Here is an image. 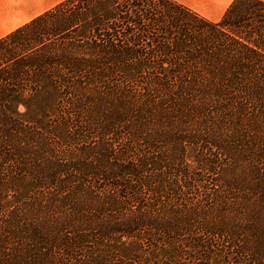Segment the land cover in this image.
Returning <instances> with one entry per match:
<instances>
[{"label":"trees","instance_id":"16d2710c","mask_svg":"<svg viewBox=\"0 0 264 264\" xmlns=\"http://www.w3.org/2000/svg\"><path fill=\"white\" fill-rule=\"evenodd\" d=\"M109 93L133 115L92 102ZM194 108L206 127L246 115L264 135V0L218 20L176 0H62L0 37V254L32 223L33 261L264 264V140L254 193L221 190L193 150L258 147L163 129Z\"/></svg>","mask_w":264,"mask_h":264},{"label":"rangeland","instance_id":"374dc122","mask_svg":"<svg viewBox=\"0 0 264 264\" xmlns=\"http://www.w3.org/2000/svg\"><path fill=\"white\" fill-rule=\"evenodd\" d=\"M232 0L224 1L222 5L219 6V8H214L217 1L215 0H190L192 2V7L205 16H207L210 19H218L224 9L228 6V4ZM57 2V1H55ZM218 10L216 14H212L211 11ZM103 91V90H102ZM107 96V99H103L104 95H98L92 99V102L94 103H102L104 101H107V104L111 107L112 111H128V115L131 117L133 114L130 113V111L133 108V104H131V99H122L117 96L116 93H109ZM97 99V101H96ZM118 99L122 102V104H119ZM125 102V104H124ZM93 105V104H92ZM124 105V106H123ZM22 109V108H21ZM94 116L95 117H103L100 115L103 110L101 109H95L94 108ZM105 114V113H104ZM102 114V115H104ZM204 112L202 110L194 108V112H191L189 109H187V115L186 118H181L180 122L177 125H169L164 124L163 129L165 130H172L175 132V130H187V129H195L196 128V134H198V138L201 139L204 137H207L209 139H212L210 137H218L222 139L223 141L227 142L230 141L233 137L234 131L239 130V134L245 135L249 137L251 144L256 146L258 143L264 140V135L259 134L257 131H253V129L257 128L256 122H253L254 117H252V120L250 118H247L246 115L240 116V123L241 126L236 128V130L233 131L232 127H217L213 129L212 126H204L205 118H204ZM107 120V119H106ZM233 121V120H232ZM235 121H239L236 119ZM183 122H186V126L183 125ZM253 123V126H249ZM161 128V127H159ZM171 132V131H170ZM171 132V133H173ZM170 138H173V135H168ZM257 137L258 141L254 140L252 137ZM148 139L155 138V135L149 134L147 132ZM213 140V139H212ZM235 141V139H234ZM128 142V141H127ZM121 144L124 143V140H121ZM133 143V139H132ZM226 145H228L226 143ZM249 142H244L242 145L240 143V146L238 148L230 147L233 152H231V156L229 155H221V152L215 148H212L208 144H201L200 147H197L196 150H193V154H205L206 157L209 153L210 157L217 162L216 170H214L212 174H209L210 177L213 180H216L217 183L220 184V189L224 190L226 188H234L236 190H239L238 195L240 197H245L247 193H254V187L255 182L252 180L253 176L255 175V169L258 171V166L252 162V160L249 158L248 155L252 154H259V147L258 148H251L249 150ZM252 147V146H251ZM229 149V147H228ZM206 150V152H205ZM254 158V157H253ZM187 163L193 165L194 162L191 160L187 161ZM90 167L86 168V171L90 170ZM261 167V166H260ZM261 169V168H260ZM216 172V174H215ZM257 177V174L255 175ZM257 199H255L253 202H255ZM34 201H32L33 203ZM241 203L246 204L245 202L241 201ZM31 204V203H30ZM252 204V203H251ZM221 203H218L216 200L214 203L208 207L210 209L208 211L209 218H213L215 214L218 212L219 207ZM235 207V205L233 206ZM233 207L227 208V210L232 209ZM237 209V207L235 208ZM38 206L33 210L31 219H34L36 216V212H38ZM40 230V228L34 226L32 223L24 224L18 231L17 235L11 239L10 241V250L8 252H3L0 254V264H51V258H49V254H42L40 253V259L39 261H33L28 260V250L27 245L31 244V242H24V239L32 240L33 241V235L37 233V231ZM32 233L33 235H31ZM23 238V240L20 239ZM36 239V237H35ZM23 241V242H22ZM37 241V239H36ZM24 244L26 245V248H24Z\"/></svg>","mask_w":264,"mask_h":264},{"label":"crops","instance_id":"0c3cea01","mask_svg":"<svg viewBox=\"0 0 264 264\" xmlns=\"http://www.w3.org/2000/svg\"><path fill=\"white\" fill-rule=\"evenodd\" d=\"M55 1L59 2L62 0H0V37L6 35L13 29L19 27L20 25L24 24L33 17L42 13L46 9L50 8L51 6L57 3ZM176 1H179L194 9L192 7L193 3L190 2V0H176ZM215 1H217V3L215 4L214 8H219V6L222 5L224 1L227 0H215ZM194 10L200 13L201 15L205 16L198 10L196 9ZM217 12L218 10L216 9L211 11L212 14H216ZM205 17L208 18L207 16ZM218 19H210V20H218Z\"/></svg>","mask_w":264,"mask_h":264}]
</instances>
